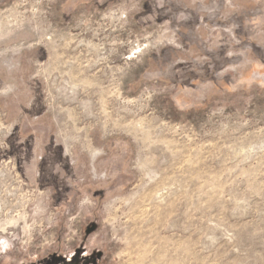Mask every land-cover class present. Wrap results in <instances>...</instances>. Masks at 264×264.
<instances>
[{"label":"rangeland","instance_id":"rangeland-1","mask_svg":"<svg viewBox=\"0 0 264 264\" xmlns=\"http://www.w3.org/2000/svg\"><path fill=\"white\" fill-rule=\"evenodd\" d=\"M0 264H264V0H0Z\"/></svg>","mask_w":264,"mask_h":264},{"label":"bare ground","instance_id":"bare-ground-1","mask_svg":"<svg viewBox=\"0 0 264 264\" xmlns=\"http://www.w3.org/2000/svg\"><path fill=\"white\" fill-rule=\"evenodd\" d=\"M209 185V184H208Z\"/></svg>","mask_w":264,"mask_h":264}]
</instances>
